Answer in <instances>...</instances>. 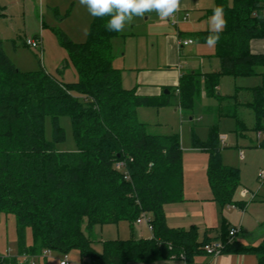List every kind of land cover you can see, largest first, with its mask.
I'll return each mask as SVG.
<instances>
[{
    "label": "trees",
    "instance_id": "1",
    "mask_svg": "<svg viewBox=\"0 0 264 264\" xmlns=\"http://www.w3.org/2000/svg\"><path fill=\"white\" fill-rule=\"evenodd\" d=\"M226 21L218 33L215 55L220 70L204 74L208 97L220 98L216 87L222 75L262 76L251 89L249 103L255 117L254 131L263 135L264 148V54L250 52L251 39L264 38V0H214ZM109 15L93 17L88 37L75 43L61 35L77 80L66 83L43 69L20 70L7 56L0 40V215L13 214L17 221L18 253L40 257L43 250L68 254L78 250L93 264H126L182 258L189 264L205 253L211 243L199 238L197 228L174 229L167 225L164 206L184 200L182 149L176 134H155L137 118L139 107L169 105L173 92L161 97L136 94L122 85L121 70L113 67L114 40L126 35L109 31ZM213 31L199 32L207 42ZM36 37V36H35ZM201 77L186 72L178 85L179 106L190 111L201 92ZM70 120L76 149L59 151L64 140L59 119ZM52 137L45 136V119ZM245 130V129H244ZM194 147L209 154L207 176L214 200L222 207L244 208L234 199L240 187L239 170L220 160L215 133ZM118 162L123 167L116 168ZM127 177V179L125 178ZM145 213L153 227L151 237L106 240L102 250L92 244L96 226L127 221L131 225ZM26 228L32 242L24 238ZM133 230V229H132ZM230 228L221 227L222 253L248 251L264 264V239L257 246L229 242ZM0 264H16L15 257H0Z\"/></svg>",
    "mask_w": 264,
    "mask_h": 264
},
{
    "label": "crops",
    "instance_id": "2",
    "mask_svg": "<svg viewBox=\"0 0 264 264\" xmlns=\"http://www.w3.org/2000/svg\"><path fill=\"white\" fill-rule=\"evenodd\" d=\"M214 6V0H180L179 9L172 14L177 16V25L172 24L170 20L172 15L167 19H161L158 15L159 19L154 20L149 26L138 24L134 16L132 22L129 23L131 29L130 33L128 35L126 34V37L114 40L115 59L113 63L118 62L119 64L117 69L121 70L122 85L123 83L126 84L123 86L124 88L134 89L136 94L148 97H161L164 94H168L169 91L167 89H170L176 97L175 100L171 96L169 105L165 107L153 108L159 110V114L157 113L159 119L154 123L155 128H163L162 123L166 122V118L169 114L166 109L176 106L174 111H178L180 115L185 114L189 117L193 115V110L184 111L179 106L178 85L184 73L192 70L191 72L200 74L202 79L201 92L197 99V101H200L203 96L206 97L203 82L204 74L218 72L220 70V61L217 55H215V45L210 46L207 42H198L195 38V35L199 32L213 31L211 25V17L213 14H211L210 11ZM147 17V19H149V16ZM183 17L187 19L183 20ZM187 39H192L193 43L185 46L179 43L180 40ZM249 48L250 52L253 54H264V38L251 39ZM192 60L195 62V69H191L190 67L191 65L189 62ZM238 78H243L245 80H240V82H238V80L233 81L235 94L230 97L229 95L222 96L216 93L221 97H212L214 103L205 108L204 113L211 116L214 115V118L223 116L236 119V124H238L237 134H242V132L248 130V126L241 120V118H244V115L251 114L255 125V117L253 111L249 107V103L253 100L251 89L261 84L262 76L257 75ZM166 90L168 91L167 93H165ZM217 90L218 86L216 87V92ZM238 95H242L243 99L239 98ZM223 97L225 98L223 99ZM231 100H233L232 102H234V104H229ZM215 103L216 105H214ZM160 111H162L161 115ZM189 119L191 120L193 117ZM255 132L257 139L256 143H253V141L249 139L251 147H248V150L251 151V153L253 151V154L258 153L259 155V151L262 150L258 144L263 134L260 131ZM222 143H225L224 140H222ZM186 149L190 148L183 147L182 169L184 171L186 167L192 170L191 173L194 177L188 183H186V181L183 182V201L166 204L164 206L167 225L174 229H189L195 226L198 230L199 238L201 239L206 232V236L211 239V242L220 240L221 227L222 225H226L230 229H240V232L233 238L234 241L244 246L259 245L264 239V228L258 230L259 226H264V220H262L264 214L253 218L254 227L252 229V226L246 225L247 219L245 222H242L247 215L250 205L246 204L244 208L228 205L226 209L229 214L227 216L230 218L232 211H237L235 215L236 217L237 215L239 216L237 218L234 217L232 221L224 222L220 226L221 223L219 222L220 218L218 213H220L221 210L215 205L216 202L214 201L212 192L211 194L208 192L210 188L207 187L204 181L200 184L197 181V178L200 176H197V171H199L198 174H201V171L206 172L207 163L204 162L199 164V161L186 163L184 157V150ZM192 149L191 152L194 153L200 150V148ZM201 150L202 152H206L203 149ZM239 154L243 155V149L239 148ZM186 190L189 191L188 194L185 193ZM242 194L243 197H247L250 193L245 189ZM207 195H209V197H206ZM254 199V197H251V202H253ZM258 204L264 205V199L260 200ZM124 222L127 221H121L118 224L96 226L93 231V244L97 241L98 232L101 234L102 238H100V240L102 243L106 240H127L131 237H151L152 233L147 229L144 223L137 224L135 222L131 225L127 222V226H122ZM122 234L124 236L121 238L120 236ZM95 250L98 251L97 249ZM40 258L43 257H31L26 258V260L28 264H31V261H34V264H36L37 260ZM74 260L79 259L75 258ZM82 261L79 264H93L92 262L89 263V261ZM68 264H70V262ZM126 264L187 263L182 258H169L152 262L129 261ZM189 264H258V258L256 254L248 251L222 253L216 257L203 253L194 257Z\"/></svg>",
    "mask_w": 264,
    "mask_h": 264
},
{
    "label": "rangeland",
    "instance_id": "3",
    "mask_svg": "<svg viewBox=\"0 0 264 264\" xmlns=\"http://www.w3.org/2000/svg\"><path fill=\"white\" fill-rule=\"evenodd\" d=\"M147 16H149V19H147ZM93 17L87 6L82 5L80 0H0V40L3 42L5 53L20 70L26 72L43 69L54 78L72 83L77 80V73L68 60L67 50L62 45L61 35L65 34L75 43L84 42L88 37ZM135 17L138 24L146 26L159 19L155 11L146 12L143 16ZM130 31L129 23H126L124 29L120 32L128 35ZM35 36L41 38V50L32 49L25 44L27 38ZM118 38L116 39L118 40ZM189 63L191 69H195L194 60ZM118 65V62L113 63L114 68H118ZM234 80L240 82V80L245 79L230 75L220 76L216 93L232 97L231 95L235 94ZM125 85L123 83V86ZM204 93H206L205 88ZM172 97L176 98L175 95H172ZM238 97L243 99L242 95H238ZM232 101L229 104H234ZM212 103H214L212 98L207 95L206 97L203 96L200 101H195L192 108L193 115H190V117H193L191 120L189 116L180 115L178 111H174L176 106L166 109L169 114L166 122L162 123V129L154 127V123L159 119L157 116L159 110L157 109L139 107L137 118L141 122L148 123V130L151 133L178 135L181 149L183 150V147L190 148L184 150L186 163L199 161V164L205 162L208 165L209 154L207 152H202L201 149L196 153L191 152L192 148H197L194 147L193 141L197 140L205 143L215 133L219 139L220 160L223 164L239 170L240 187L237 189L234 199H242L250 205L242 222L247 219V224H245L252 226L253 229V218L264 214V205L258 204L260 200L264 199V148H261L262 151H259V155L248 150V147H251L249 139L253 143H256L257 140L256 132L253 130L254 123L251 114L244 115V118H241L248 126V130L242 132V134H237L238 124H236V119L223 116L214 118V115L204 113V109ZM161 114L162 111H160ZM59 125L64 131V140L56 143V148L59 151H74L76 146L69 118L67 116L60 117ZM45 136L47 139L52 137V124L49 118L45 119ZM222 140L225 143H222ZM239 148L243 149V155L239 154ZM184 171L183 182L188 183L194 175L191 173L192 170L186 167ZM198 172L197 176L200 175L197 178L198 183L204 181L207 187L210 188L207 171H201V174H198ZM245 189L250 193L247 197H243L242 194ZM210 190L208 189V192L211 194L212 191ZM185 193L188 194L189 191L186 190ZM206 197H209V195ZM251 197L255 198L253 202H251ZM215 205L221 210L218 213L220 226L236 217L237 211H232L230 218L227 216L229 214L226 209L228 205L222 207L217 202ZM262 220H264V217ZM122 226H127V222L122 223ZM261 228H264V226H259L258 230ZM123 236L122 234L120 237ZM24 238L27 244L32 242L30 228H26ZM100 238L102 237L98 232L97 241L93 244V247L98 251L102 250ZM0 257H15L16 264H28L26 258L18 253L17 221L13 214L2 213L0 215ZM67 257L70 264H79L82 260L91 262L89 258L81 259L78 250L70 251ZM61 258V254L49 251L47 256L37 260L36 264H59ZM75 258L79 260H74Z\"/></svg>",
    "mask_w": 264,
    "mask_h": 264
},
{
    "label": "clouds",
    "instance_id": "4",
    "mask_svg": "<svg viewBox=\"0 0 264 264\" xmlns=\"http://www.w3.org/2000/svg\"><path fill=\"white\" fill-rule=\"evenodd\" d=\"M80 3L86 5L94 17L109 15L111 19L106 28L117 32L122 31L126 23H131L134 16H143L146 12L155 11L161 19H167L180 7V0H80ZM225 24L223 8L216 7L211 17L212 30L216 34L207 38L210 46L219 41L218 33Z\"/></svg>",
    "mask_w": 264,
    "mask_h": 264
},
{
    "label": "built area",
    "instance_id": "5",
    "mask_svg": "<svg viewBox=\"0 0 264 264\" xmlns=\"http://www.w3.org/2000/svg\"><path fill=\"white\" fill-rule=\"evenodd\" d=\"M186 17H183V20H186ZM170 20L172 22V24L177 25L178 24V19L177 16L172 15L170 17ZM179 43L183 46L185 45H189L191 43H193L192 39H187V40H180ZM25 44L27 46H29L32 49H36V50H41L42 49V41L40 37H31V38H27ZM123 167V163L118 162L116 164V168L120 169ZM127 179V177H125ZM264 180V177H263ZM253 198V197H252ZM137 224H141L144 223L147 227V229L152 233L153 231V227L150 224L149 220H148V216L145 213H142L136 220ZM240 232L239 228H232L229 231V242L233 240L234 237H236V235ZM223 248V244L220 240H216V241H212L211 243H208L206 245H204V251L206 254L212 256V257H216L218 255L221 254V250ZM49 253V250H43L42 253L39 255L40 257H46L47 254ZM68 257L67 254L62 255V258L59 260V264H68ZM31 264H34V261H31Z\"/></svg>",
    "mask_w": 264,
    "mask_h": 264
},
{
    "label": "water",
    "instance_id": "6",
    "mask_svg": "<svg viewBox=\"0 0 264 264\" xmlns=\"http://www.w3.org/2000/svg\"><path fill=\"white\" fill-rule=\"evenodd\" d=\"M168 91L166 90L165 93H167Z\"/></svg>",
    "mask_w": 264,
    "mask_h": 264
}]
</instances>
